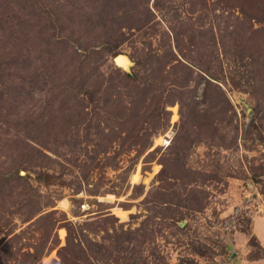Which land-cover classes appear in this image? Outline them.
Wrapping results in <instances>:
<instances>
[{
	"label": "rangeland",
	"instance_id": "374dc122",
	"mask_svg": "<svg viewBox=\"0 0 264 264\" xmlns=\"http://www.w3.org/2000/svg\"><path fill=\"white\" fill-rule=\"evenodd\" d=\"M44 1L59 6L61 25L74 32L62 51L77 48L81 59L84 48L98 51L90 61L101 86L93 95L84 89L64 92L66 76L55 75L40 96L24 99L32 118L46 104L69 105L72 112L64 114L59 140L47 143V155L20 169L29 175L26 183L14 180L24 196L0 194V264L31 261L28 253L40 247L41 258L31 264H53L61 260L69 230L90 258L79 252L78 264H245L263 258L252 224L263 215L264 227V82L246 84L263 59L220 54L222 67L211 60L218 77L212 86L219 85L224 98L213 91L205 98L206 75L199 70L205 69V39L214 34L220 43L226 21L233 24L244 13L224 0ZM261 4L249 11L255 13L252 27L264 31ZM76 13H95L91 18L97 21L76 22ZM116 51L133 61L131 78L119 67L129 59L120 56L118 66ZM153 56L154 69H144ZM136 74L157 75L147 94V102H154L147 117V107L137 108L142 97ZM59 111H45L46 125ZM4 147L0 161L8 163L10 150ZM39 172L51 173V182L38 178ZM46 231L51 235L42 246ZM254 235L260 246L251 243Z\"/></svg>",
	"mask_w": 264,
	"mask_h": 264
},
{
	"label": "trees",
	"instance_id": "16d2710c",
	"mask_svg": "<svg viewBox=\"0 0 264 264\" xmlns=\"http://www.w3.org/2000/svg\"><path fill=\"white\" fill-rule=\"evenodd\" d=\"M224 1V5L238 7L244 15L242 19L236 16L233 24L226 21L225 26H223L224 31L219 34L220 43H217L214 34L205 39V49L208 50L205 51V69L200 67L199 70L204 71L207 76H205L207 81L205 87L206 99L210 97L212 91L224 98L219 85L212 86L214 85V80L218 79V77L213 73V65L210 61L216 59L219 61V66L222 67L223 62L219 58L220 54H230L242 60L246 57H252L257 62L259 58H262L263 62H260L259 65H253L250 75L246 79V84L255 87L258 83L264 82V75L257 73L258 70L264 71V31L252 27L251 16L255 15V13L249 11L252 8L254 10L260 8L262 0H242L236 3ZM53 4L50 3L47 7L44 0H0V144L10 150L9 162L0 161V194L4 190L7 191L5 195L1 196L2 198L6 196L11 198L24 196L21 193L23 189L15 185L14 180L17 179L26 183L29 175H21L20 169L25 168L28 170V168L33 167L38 162L37 156L45 157L47 155L45 152L47 143L51 140V137H55L57 141L59 140L57 135L60 125L63 124V117L66 116L64 114L68 111L72 112V109H67L69 105H66L64 109V105L56 107V104H46L37 116L32 118L29 108L23 107L24 99L37 97V94L40 96L42 91L45 90V86L47 87L50 82H55L54 78H52L55 75L66 76L68 81L62 84L64 85V92L73 89H84L88 94L93 95L101 86V79L96 77L97 71L95 69H97V66L93 67L90 61L92 54L98 53L94 47L84 48L86 55L83 59L79 58L77 48L62 51V42L66 44L72 42L74 32L61 25V17L60 15L57 16L55 12V9L59 6L54 7ZM104 6L107 9L110 3H104ZM75 10L70 12L72 16ZM76 14H81L75 16L77 18L75 19L76 22L81 19H88L91 23L97 21L96 17L94 19L91 18L95 16V13L88 15L89 17L85 16L84 13ZM143 24L145 23L142 22L140 26H143ZM117 54L118 52L115 53V55ZM156 62L158 60L156 61L154 56L148 57V60H145L142 66L144 69L150 66L154 69ZM116 73L120 74L119 71H116ZM125 73L126 77L131 78L132 73L126 71ZM92 74H94V79H91ZM199 76L203 77L201 72ZM133 79L136 82L134 86L139 97H142L140 104L137 106L138 110L147 107L148 110L143 115L146 117L147 115H152L150 106L154 102H147V94L151 86L155 84L157 75L142 79L136 74ZM71 81L75 83H71L72 86L69 89L68 83ZM93 85H95V88H90ZM235 85L241 88V82ZM226 107L224 106V109ZM49 108L54 110L58 108L60 115L53 114L52 120L49 122L50 125H46L45 111ZM137 114H140V111L136 113V116ZM134 119L132 118V120ZM209 123L211 124V122ZM71 124L69 117L68 127ZM210 124L209 126H211ZM35 125L39 126L37 129H32ZM152 132L154 134L155 130ZM139 138L142 139L141 137ZM37 176L45 182H51L52 180V174L49 172H39ZM44 218H41V223ZM2 229L3 226L0 225V231ZM83 229L84 227L81 229L82 234H84ZM123 233L128 236L132 232L124 231ZM50 235L46 231V236L41 237L40 245L45 246L46 242L49 241ZM119 236L120 234L117 233L116 243L120 239ZM74 238L73 233L69 230L67 243L59 251L61 260H55L53 264H78L77 254L79 252L83 253L85 260L89 261L90 258L85 253V248L80 246L78 249L77 246L79 244L74 242ZM58 241L53 243L49 249L56 246ZM251 243L260 246L255 235L251 238ZM114 247L119 246L114 245ZM44 249L40 247L37 248L35 253H28L29 256L33 257L32 260L22 264L37 262L41 258ZM91 251L96 256L98 250L91 247ZM99 252L105 254L101 250ZM70 254L73 256H70Z\"/></svg>",
	"mask_w": 264,
	"mask_h": 264
},
{
	"label": "crops",
	"instance_id": "0c3cea01",
	"mask_svg": "<svg viewBox=\"0 0 264 264\" xmlns=\"http://www.w3.org/2000/svg\"><path fill=\"white\" fill-rule=\"evenodd\" d=\"M262 216H259V217L254 219V222L252 224L253 225L252 229H253L254 233L257 235V237L259 238V240L261 241V243L263 245V248H264V227L261 224ZM247 251H248V249H247ZM263 259H264V257L260 258L258 260H253V261L247 260L245 264H252L254 262L256 263V262H259V261H261Z\"/></svg>",
	"mask_w": 264,
	"mask_h": 264
},
{
	"label": "water",
	"instance_id": "95a60500",
	"mask_svg": "<svg viewBox=\"0 0 264 264\" xmlns=\"http://www.w3.org/2000/svg\"><path fill=\"white\" fill-rule=\"evenodd\" d=\"M120 56H125V57H127L129 60H128V65H127V67H124V66H119L118 65V58L120 57ZM114 62L119 66V67H121L122 69H124L126 72H128V73H132V71H131V67H132V65H133V61L131 60V58L128 56V55H126V54H124V53H118L115 57H114ZM130 63V64H129ZM182 224H184V223H182Z\"/></svg>",
	"mask_w": 264,
	"mask_h": 264
}]
</instances>
